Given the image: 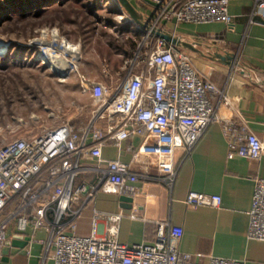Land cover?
I'll return each mask as SVG.
<instances>
[{"label": "built area", "instance_id": "1", "mask_svg": "<svg viewBox=\"0 0 264 264\" xmlns=\"http://www.w3.org/2000/svg\"><path fill=\"white\" fill-rule=\"evenodd\" d=\"M231 1L155 0L159 9L150 22L174 35L170 25H229ZM251 1L250 22L257 23L258 18L264 19V0ZM114 20L123 25L133 21L122 10L116 12ZM143 29L140 25L135 28L143 32L140 39L134 32L133 36L126 34L135 47L129 56L120 55L123 63L115 71L119 84L114 90L102 81L81 76L82 93L92 100L87 124L75 127L63 122L0 147V257L12 226L18 232L45 229L48 243L55 247L54 264H194L180 251L183 229L168 223H159L154 243L145 245L118 241L121 214L106 216L110 223L107 237L99 236L100 215L96 214L91 235L64 233L66 228L76 229L83 207L99 192L118 196L135 193L133 183L141 176L120 160L103 158L102 148L109 143L120 146L132 135L141 134V156L171 159L177 138L184 154L190 155L208 128L222 122L230 155L254 160L264 156V143L245 123L221 119L220 107L231 105L225 91L202 79L181 48ZM104 71L110 74L109 65ZM88 173L98 174V182L79 180ZM79 198L84 202L77 206ZM185 204L191 209L218 207L221 197L190 191ZM248 216L247 238L264 242V178L255 180ZM210 264L245 262L212 258Z\"/></svg>", "mask_w": 264, "mask_h": 264}, {"label": "crops", "instance_id": "2", "mask_svg": "<svg viewBox=\"0 0 264 264\" xmlns=\"http://www.w3.org/2000/svg\"><path fill=\"white\" fill-rule=\"evenodd\" d=\"M127 1L146 22L159 9L155 0ZM252 8L251 0H232L229 13L233 18L229 25L222 22L181 24L170 25L169 29L195 44L199 52L181 49L189 55L197 74L228 96L231 105L220 107L221 119L245 123L264 143V19H257L262 23H251ZM111 9L126 12L119 0ZM128 25L127 33L133 30L140 39L143 32L135 30L138 24L133 20ZM217 53L232 56L231 63L215 59L213 55ZM113 70L115 73L117 69ZM93 79L107 84L100 77ZM88 110L77 120L68 122L75 127L87 124L92 109ZM100 126L105 127V123ZM176 140L171 159L151 154L141 156L139 149L144 141L141 134L132 135L120 146L105 145L103 158L120 160L141 176L133 183L135 193L118 196L99 192L83 207L76 229L66 228L64 233L79 237L91 235L96 214L100 215L99 236L107 237L110 223L106 216L121 214L117 239L122 244H152L158 224L168 223L183 229L180 251L189 255L194 264H210L212 258L264 264V242L247 238L255 180L264 178V156L254 160L230 155L222 122L208 128L190 155L184 154L181 140ZM99 178L98 174L88 173L79 180L94 184ZM190 191L219 195L221 204L191 209L185 204ZM83 202L79 198L77 206ZM54 250L45 229L28 228L18 232L11 226L0 264H54Z\"/></svg>", "mask_w": 264, "mask_h": 264}, {"label": "rangeland", "instance_id": "3", "mask_svg": "<svg viewBox=\"0 0 264 264\" xmlns=\"http://www.w3.org/2000/svg\"><path fill=\"white\" fill-rule=\"evenodd\" d=\"M104 1L107 8L114 5V0ZM103 21L105 25H95L92 32L81 17L72 24L28 19L9 22L0 33V147L13 139L36 136L60 123L77 120L82 112L91 110V97L82 93V75L100 77L112 90L118 86L115 67L109 66L110 74L104 71L109 63L99 50L108 39L101 30L121 40L127 32L122 34L120 28L113 31L107 20ZM64 45L78 56L68 55L71 69L57 74L42 53L50 48L61 54ZM6 57L7 63L2 61ZM62 74L65 76H59Z\"/></svg>", "mask_w": 264, "mask_h": 264}, {"label": "trees", "instance_id": "4", "mask_svg": "<svg viewBox=\"0 0 264 264\" xmlns=\"http://www.w3.org/2000/svg\"><path fill=\"white\" fill-rule=\"evenodd\" d=\"M115 12L106 8L104 0H0V33H2L9 22H22L28 19L39 22L54 24H72L81 17L89 30L93 32L94 26L102 23L103 18L111 26L120 28V32L128 30V24H120L114 20ZM124 30H126L124 32ZM91 32V33H92ZM108 39L104 48L100 47V54L105 61L118 69L123 59L116 57L119 54L129 56L130 50L135 47L132 38L117 39L109 35L104 29L101 30ZM5 63L9 60L4 58Z\"/></svg>", "mask_w": 264, "mask_h": 264}, {"label": "water", "instance_id": "5", "mask_svg": "<svg viewBox=\"0 0 264 264\" xmlns=\"http://www.w3.org/2000/svg\"><path fill=\"white\" fill-rule=\"evenodd\" d=\"M120 3L123 5L125 8L126 12L129 14V16L140 26L144 27L145 29H150L153 34H155L157 37H160L161 39L175 45L176 47L179 48H185V49H190L191 51L194 52H199V50L196 48L195 44L189 43L188 41H185L183 38L174 35L168 31H163L161 29H158L154 26H152L151 22L148 21H143L140 17V15L136 12V10L129 4L127 0H119ZM215 59L223 62V63H228L230 64L233 57L232 56H227L224 57L223 55L217 53L213 55ZM229 60V61H227ZM64 77V76H63ZM123 200H127V198L122 197ZM18 237V236H17ZM8 244V243H7Z\"/></svg>", "mask_w": 264, "mask_h": 264}, {"label": "bare ground", "instance_id": "6", "mask_svg": "<svg viewBox=\"0 0 264 264\" xmlns=\"http://www.w3.org/2000/svg\"><path fill=\"white\" fill-rule=\"evenodd\" d=\"M56 39V38H55ZM61 54H57L55 51H52V49L50 50V48L45 49L42 53V55L44 56V58L51 62V68L57 73V74H61L63 72H67L68 70H70V64L69 61L67 59V56L72 54L74 56V58H77L78 53L69 48L66 47L64 45V47L61 49ZM59 76H65L64 74L59 75Z\"/></svg>", "mask_w": 264, "mask_h": 264}]
</instances>
